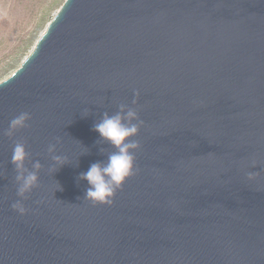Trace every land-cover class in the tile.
<instances>
[{"label": "water", "instance_id": "1", "mask_svg": "<svg viewBox=\"0 0 264 264\" xmlns=\"http://www.w3.org/2000/svg\"><path fill=\"white\" fill-rule=\"evenodd\" d=\"M120 105L134 173L93 203ZM16 142L42 166L24 198ZM0 264H264V0H64L0 81Z\"/></svg>", "mask_w": 264, "mask_h": 264}, {"label": "clouds", "instance_id": "2", "mask_svg": "<svg viewBox=\"0 0 264 264\" xmlns=\"http://www.w3.org/2000/svg\"><path fill=\"white\" fill-rule=\"evenodd\" d=\"M31 119L30 113L21 112L9 122L5 135L12 137L18 129L25 128ZM94 130L100 137L109 142L116 151L110 153L106 163H93L89 169L81 174V179L88 182L85 199L93 203L108 204L116 190L122 186L134 173V150L139 144L132 139L138 134L139 123L136 111L126 105H120V111L109 116L105 113L103 119L94 126ZM48 151L54 152L55 145L50 144ZM28 160L26 146L22 142H16L12 149V163L17 170L15 181L17 184V195L24 198L39 182V171L41 164L37 161L29 170L25 167ZM56 165H62L65 158L53 156ZM14 209L24 211L21 203L17 201Z\"/></svg>", "mask_w": 264, "mask_h": 264}, {"label": "rangeland", "instance_id": "3", "mask_svg": "<svg viewBox=\"0 0 264 264\" xmlns=\"http://www.w3.org/2000/svg\"><path fill=\"white\" fill-rule=\"evenodd\" d=\"M64 0H0V81L30 53Z\"/></svg>", "mask_w": 264, "mask_h": 264}]
</instances>
